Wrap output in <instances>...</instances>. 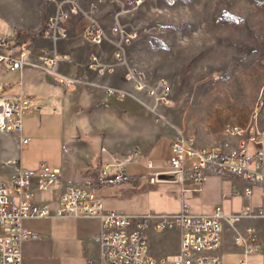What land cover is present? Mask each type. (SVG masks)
<instances>
[{"label": "crops", "instance_id": "0c3cea01", "mask_svg": "<svg viewBox=\"0 0 264 264\" xmlns=\"http://www.w3.org/2000/svg\"><path fill=\"white\" fill-rule=\"evenodd\" d=\"M86 1V0H85ZM89 1V0H87ZM92 1H89V3ZM89 9V3L84 2ZM54 6V5H53ZM56 8V7H55ZM91 16H84L66 23L69 39L53 42L35 38L32 46L18 39L23 47H30V57L37 58L42 50H57L71 61L61 62L56 72L63 80L81 79L67 90L60 78L43 74L45 71L28 68L22 80L17 73L0 75V82L9 81L13 87L5 91L7 97L33 98L32 110L25 116L24 137L31 142L21 144L18 135L0 134V179L7 180L18 166L35 173L40 162H47L61 172L64 181L78 186L91 187L107 211H122L130 207L138 196L148 203L131 215H175L184 207L192 215H212L221 207L225 215L249 209L259 214L263 203V189L253 187L251 199L246 188L249 183L239 177L211 176L202 192L188 191L186 186L160 182L151 186L146 178L150 173L170 169L171 139L176 130L170 124L155 123L151 110L154 102L145 93L135 91L124 78L125 66L115 74H98L87 67L90 54L96 53L106 64L116 63L115 46L107 40L100 47H92L85 39ZM43 20L39 21V27ZM110 37V34H108ZM25 42V43H23ZM22 81V88L20 87ZM106 87L123 91L126 96H108ZM16 90V93L11 91ZM264 144V140H263ZM36 153L33 162L29 153ZM264 152V151H263ZM254 159V156H248ZM152 162L153 168L147 167ZM195 159L187 162L190 170ZM125 162L122 169L118 163ZM103 170L111 175L122 172L130 180L116 185L97 186ZM63 190L41 191L34 184V195L44 205L55 210L60 206ZM132 207V206H131ZM262 218H247L233 226L225 225L220 251L223 264H239L244 246L236 243L237 233L246 235L248 228L256 229L252 244L256 252L249 257V264H264V248L259 228ZM24 228L36 233L37 239L24 243L23 264H87L89 257H97L99 248L96 236L100 221L96 218L26 220ZM148 254L154 259H172L180 250L181 231L178 228L159 230L156 219L149 221L146 230Z\"/></svg>", "mask_w": 264, "mask_h": 264}, {"label": "built area", "instance_id": "2783aa9c", "mask_svg": "<svg viewBox=\"0 0 264 264\" xmlns=\"http://www.w3.org/2000/svg\"><path fill=\"white\" fill-rule=\"evenodd\" d=\"M54 5L55 12L50 15L43 27L36 33V38L51 40L55 43L69 39L66 23L72 22L89 13L90 24L85 39L92 47H100L107 40L115 46L116 63L106 64L99 55L92 53L87 59V67L98 74H115L121 66H125L124 78L135 91L145 93L154 102L151 110L155 123L168 125L164 110L172 104V90L165 79L153 81L148 74L137 68L127 66L126 54L130 45L138 37L137 31H129L120 23L124 11L111 12L107 15L110 22L109 31L96 17L100 5L119 4V0H94L89 9L83 6L84 0H47ZM110 34V37L108 36ZM31 48L23 47L19 40L7 35H0V66L8 73H17L22 80L23 71L28 68L45 71L48 75L60 78L56 68L61 62H70L67 55L57 50H42L39 57H30ZM67 90L81 82V79H58ZM13 87L9 81L0 82V134L18 135L20 143L31 142L24 137L25 116L32 110L33 98L19 96L11 98L4 93ZM22 88V81H20ZM108 96L126 94L119 89L106 87ZM227 133L241 137L234 148H217L206 150L195 145L194 139L183 131L177 130L171 139L172 155L169 158L170 169L150 173L146 178L151 186L160 182L181 184L187 181L193 185L188 191L200 193L211 176L220 178L239 177L249 183L246 188L251 199L253 187L263 189V203L259 214H252L249 209L241 213L231 212L225 215L221 207L212 215H192L185 207L175 215L132 216L117 211H107L96 197L91 187L78 186L61 178L59 169L47 162H40L35 173L18 166L14 174L7 180L0 179V264H23L24 243L38 238V235L24 228L26 220L96 218L100 221V230L96 236L99 252L97 257H89L87 264H223L219 254L222 248V234L225 225L233 226L247 218L264 217V152L261 148L263 139L261 132L245 138L244 131L237 126L228 127ZM255 143L256 168L252 169V159L246 153L248 145ZM195 159L189 170L187 162ZM125 162L116 167L122 169ZM149 169L152 162L147 163ZM130 180L126 174L119 172L111 175L103 170L97 186L116 185ZM41 191L63 190L60 206L53 210L42 204L34 195V184ZM156 219L159 230L178 228L181 231L179 252L172 258L154 259L148 254V236L146 230L149 221ZM256 229L250 227L246 235L237 233L236 243L244 246L243 258L239 264H249V257L256 252L252 240L256 237Z\"/></svg>", "mask_w": 264, "mask_h": 264}, {"label": "rangeland", "instance_id": "374dc122", "mask_svg": "<svg viewBox=\"0 0 264 264\" xmlns=\"http://www.w3.org/2000/svg\"><path fill=\"white\" fill-rule=\"evenodd\" d=\"M119 1L100 5L95 16L109 31L107 15L124 11L120 23L139 33L126 54L127 66L169 83L172 104L164 113L176 131L206 150L236 147L241 137L229 135L230 126L240 127L245 138L257 132L264 138V0ZM54 12L47 0H0V35L32 46ZM7 73L0 66V75ZM256 148L250 143L246 153L254 156L252 169ZM28 153L31 162L38 157ZM137 198L122 212L148 203Z\"/></svg>", "mask_w": 264, "mask_h": 264}]
</instances>
